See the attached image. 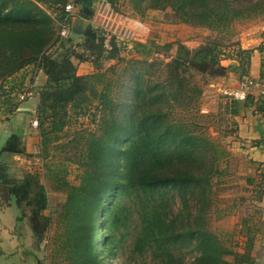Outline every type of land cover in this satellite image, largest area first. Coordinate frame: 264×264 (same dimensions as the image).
I'll return each instance as SVG.
<instances>
[{"label": "trees", "instance_id": "16d2710c", "mask_svg": "<svg viewBox=\"0 0 264 264\" xmlns=\"http://www.w3.org/2000/svg\"><path fill=\"white\" fill-rule=\"evenodd\" d=\"M108 1L115 5L116 0ZM243 1L247 5L242 8L231 7L228 0H130V3L136 8L144 4L149 10L169 8L183 23L214 30L235 20L249 19L257 12L264 15V0L255 4ZM66 2L0 0V82L28 68L34 71L33 76L38 71L45 76L36 105L43 150L69 126L73 117L84 116L94 109L92 116L96 123L97 114H102L100 133L82 138L79 183L71 185L61 178L56 179L54 187L65 193L62 217L71 263L100 264L95 255L94 235L101 230L104 253L113 256L119 237L123 236L121 230L134 218L136 234L131 253L139 259L136 264H186L188 256H191L188 264H254L251 252L257 229L248 226L240 229L246 231V240L238 252L234 248L239 243L223 245L208 226L212 186L223 175L219 166L226 157L225 151L192 129V124L172 117L175 108L197 107L202 92L192 84L191 75L214 79L231 72L242 78L247 76L253 51L232 45L227 57L236 64L224 66L220 58L223 51L217 43L194 51L179 47L178 54L165 66V82L153 83L135 74L133 85L123 92V101L114 104L109 84H105L104 91L96 89L102 76L76 75L72 59L85 58L74 48H66L67 40L58 37L67 20L63 10ZM81 12L86 17L90 11L85 7ZM82 35V47L95 61L114 57L116 47L112 41V48L106 50L104 38H97L91 28ZM59 40L63 41L60 48L65 49L59 54L51 53ZM258 50L262 51L260 47ZM104 52L109 54L106 58ZM33 80L34 77L30 82ZM17 105L18 101L7 99L0 102V112L10 115ZM250 105L232 100L226 113L234 116L241 107ZM254 105L255 111L264 114L263 98ZM9 167L0 163V189L4 193L1 198L20 210L19 221L24 220L26 209L31 212L32 233L41 240L43 231L50 227L46 189L38 174L9 178Z\"/></svg>", "mask_w": 264, "mask_h": 264}, {"label": "rangeland", "instance_id": "374dc122", "mask_svg": "<svg viewBox=\"0 0 264 264\" xmlns=\"http://www.w3.org/2000/svg\"><path fill=\"white\" fill-rule=\"evenodd\" d=\"M228 1L234 8L247 5L243 0ZM257 1L251 0L252 4ZM106 3L111 13L107 16L108 21H104L101 17L98 7L100 0H96L95 8L92 9L95 15L89 21L88 28L97 34V38H104L107 32L112 34L111 41L116 47L114 57L100 62L95 61V57H90L89 52L82 47L83 35L74 32V29L64 45L66 48H74L77 54L85 58L83 61L72 59L76 75L102 76L101 83L96 84V89L104 91L105 84H109L110 98L113 99L114 104L123 101V92L133 85L132 78L135 74H140L143 79L153 83L165 82V66L178 54L179 47L194 51L208 43H217L223 51L220 58L224 66H229L228 62L233 61L228 59L227 54L234 44L242 50L256 51L257 54L263 52L258 50L259 47L263 48L264 41V15L260 12L249 19L235 20L227 27L213 30L183 23L169 8L161 11L149 10L145 9L144 4L136 8L130 0H116L114 6H111L108 0ZM47 12L52 15L51 10ZM62 43L63 41L59 40L50 52L55 54L63 52L65 48H60ZM108 55L104 52L105 58ZM37 73L40 72H36L33 76L34 71L28 68L6 79L5 82H0V102L10 98L18 101L17 108L7 115L6 129L0 133V150L7 146L15 149L17 153L0 151V163L5 159L10 163L8 175L11 179H20L26 173L38 174L48 194L49 204L46 215L50 219V227L43 231L41 240L34 237L30 226L31 212L25 210L23 222L27 231V252L32 255L30 259L34 264H72L62 217L65 193L55 190L54 187L57 185L56 179L61 180V178H65L71 185L79 183L82 138H87L94 132L100 133L102 114H97L96 123L92 116L94 109L84 116L73 117L69 126L59 133L57 139H52L46 150H43L40 147L36 105L39 90L44 86L46 78L43 74L37 76ZM191 77L192 84L202 92L197 107L187 110L175 108L172 117L175 121L192 124V127L190 126L192 129L203 133L226 153L219 166L220 170H224L223 175L220 179L217 178L212 186V204L207 215L209 229L218 235L221 243L227 247L239 243L234 250L241 252L243 248L241 244L246 240V231L241 232L240 229L247 226L254 227L257 231L254 233L251 256L254 264H263L264 221L261 219L260 210L252 202L259 196V191L250 184L251 180L257 179L245 169L250 163L246 162L243 153L238 151L241 149V143L234 134L233 118L226 113V106L232 101L228 94L234 91L223 87L220 81L223 77L214 79L198 75ZM245 77L247 76L242 77L240 85L252 81ZM127 103L129 104L130 100ZM95 105L96 102L93 103V106ZM25 109L28 112H25ZM18 118L21 119L17 123ZM194 125L197 128H194ZM3 194L0 189V197ZM16 212L20 213L17 209ZM248 220L249 222L244 225L243 222ZM135 222L133 218L128 226L121 230L123 236L119 237L120 242L113 256L104 253L103 230L99 235H94L95 255L100 264H136L139 261L136 255L131 253V245L136 234ZM190 259L191 256L186 258V264ZM227 259L232 260L231 257Z\"/></svg>", "mask_w": 264, "mask_h": 264}, {"label": "crops", "instance_id": "0c3cea01", "mask_svg": "<svg viewBox=\"0 0 264 264\" xmlns=\"http://www.w3.org/2000/svg\"><path fill=\"white\" fill-rule=\"evenodd\" d=\"M95 4L96 0H80V6L73 22V29L77 20L89 22L94 18L95 14L92 9L95 8ZM85 7L90 12L87 13L86 17H83L81 11ZM262 45L263 52L257 54L255 51L252 53L249 66H247V77H245L256 82L257 86L249 90L245 100L238 101L250 102L251 105L247 108L241 107L237 115L231 116L229 114V116L234 121L236 139L241 143V149L238 151L242 152L247 160L246 162L250 163L245 169H248V173L257 179L251 180L250 183L259 191V196L252 202L260 210L261 219L264 221V114L255 111L254 105L261 98L264 99V41ZM235 64L234 61H229L227 65ZM38 74L42 75L41 72L37 73V76ZM220 81L223 87H228V90L236 92L242 78L234 73H229L227 76L220 78ZM24 111L28 112L27 109ZM7 119V115L0 112V133L6 129ZM20 119L16 120L17 123ZM16 209L20 211L15 205L6 203L4 198L0 197V264H34L33 260L30 259L32 255L27 252L26 225L23 220L19 221L21 212H16Z\"/></svg>", "mask_w": 264, "mask_h": 264}, {"label": "built area", "instance_id": "2783aa9c", "mask_svg": "<svg viewBox=\"0 0 264 264\" xmlns=\"http://www.w3.org/2000/svg\"><path fill=\"white\" fill-rule=\"evenodd\" d=\"M80 0H67L66 4L63 6L64 12L67 14V20L61 25L60 30L58 32L59 39H67L70 32L73 29V22L75 20V17L77 15V9L80 6L79 5ZM100 13L102 14L101 17L104 21H108L107 16L111 15L109 7L106 3V0H100V5L98 6ZM105 15V16H103ZM109 32L106 33L104 37V48L106 50H110L111 46V36ZM246 84H241L240 89L234 93L228 94L231 96L232 100L236 101H243L246 98L247 93L252 87H256L257 83L253 81H247ZM23 99V97H21Z\"/></svg>", "mask_w": 264, "mask_h": 264}, {"label": "water", "instance_id": "95a60500", "mask_svg": "<svg viewBox=\"0 0 264 264\" xmlns=\"http://www.w3.org/2000/svg\"><path fill=\"white\" fill-rule=\"evenodd\" d=\"M89 22L88 21H82V20H77L75 26H74V32H77V33H80V34H83L86 29L89 27ZM1 152H8V153H14L17 151L13 148H10V147H7L5 146L4 148H2L0 150ZM3 164H6V165H9L10 163L7 161V159L3 160L2 162Z\"/></svg>", "mask_w": 264, "mask_h": 264}]
</instances>
